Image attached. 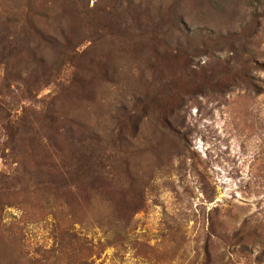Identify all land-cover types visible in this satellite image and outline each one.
Wrapping results in <instances>:
<instances>
[{"label":"rangeland","instance_id":"1","mask_svg":"<svg viewBox=\"0 0 264 264\" xmlns=\"http://www.w3.org/2000/svg\"><path fill=\"white\" fill-rule=\"evenodd\" d=\"M22 13L76 59L61 87L29 71V87L7 89L0 65L13 117L10 136L0 115V264H264V0H0V20ZM1 30L0 60L24 39ZM37 46L55 66L58 51ZM234 54L244 85L220 77L237 73ZM187 68L214 86L187 89ZM55 112L82 126L79 166L98 162L91 136L122 131L102 196L29 177Z\"/></svg>","mask_w":264,"mask_h":264},{"label":"trees","instance_id":"2","mask_svg":"<svg viewBox=\"0 0 264 264\" xmlns=\"http://www.w3.org/2000/svg\"><path fill=\"white\" fill-rule=\"evenodd\" d=\"M80 3L83 4L84 0H80ZM4 27L8 31H13L14 36L19 33L24 37L20 42L16 41L12 43L13 50L7 59L3 56L0 60V65L4 69L2 80L5 88L11 89V86L19 83L29 87V84L32 82L30 81L31 76L29 77V71L30 75L33 73L37 78L43 79L41 83L38 80L35 82L39 87L51 84L58 85L62 80L61 76L64 73V69L66 67L70 68L72 64L75 65L76 47L67 44V46L60 49L38 24L32 22L27 13L16 14L13 18L4 17V19L0 20V41L5 39L4 33L1 30ZM39 43L48 44L55 51H58L55 66H48L44 57L39 56L37 53L39 51L37 44ZM230 63H234L237 73L229 71L228 76L222 74L223 76L220 77H227L230 86L244 85L243 83H246L248 72V60H244L239 54H234L232 57H229V60L225 64ZM25 72L28 74L26 77ZM183 75L184 87L187 89L202 91L204 85L208 83L214 86V82H211V79L203 72L187 68ZM75 76L72 75L71 82H73ZM7 107L10 109L9 105ZM174 111L175 109L164 111L162 117L166 120H162L161 118V122L168 124L169 128L171 126L166 121H170V118L175 114ZM5 112L6 104L0 99V115L3 116V119H6L1 123L2 129L7 132V135L9 133L12 136L9 128L11 118L13 117L5 115ZM47 112L50 114L49 110ZM54 115L57 117H55L52 127L44 132L45 135L36 136L32 139L35 147L40 151V159L34 164L29 177L35 180L37 188L67 193L70 195L71 200L81 199L84 201L86 198L87 201L89 199L91 201L94 197L102 196L100 194L102 183L106 184L110 178L115 177V174L112 172L114 167L110 166L104 170L101 165L102 159L107 156L110 161H113L112 158L116 153L120 155V147L125 144L122 131L117 128L111 130L107 137L108 140L107 138L103 140L98 135L91 136L95 149L98 151V162L90 166H79L74 158H72V147L79 148L76 132L82 131V126L73 119L60 116L61 114L59 115L57 112ZM81 140L84 141L83 139ZM96 176L99 177V185Z\"/></svg>","mask_w":264,"mask_h":264}]
</instances>
